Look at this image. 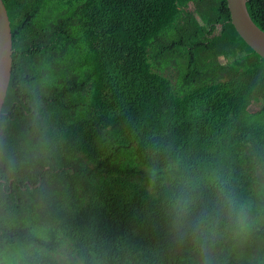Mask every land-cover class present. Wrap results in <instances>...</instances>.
I'll use <instances>...</instances> for the list:
<instances>
[{"label":"trees","instance_id":"obj_1","mask_svg":"<svg viewBox=\"0 0 264 264\" xmlns=\"http://www.w3.org/2000/svg\"><path fill=\"white\" fill-rule=\"evenodd\" d=\"M247 1L264 32V0ZM2 2L0 250H24L20 264H264V59L227 0ZM173 56L188 67L177 80L160 63ZM221 188L247 209L242 233ZM181 190L193 203L178 226Z\"/></svg>","mask_w":264,"mask_h":264},{"label":"water","instance_id":"obj_2","mask_svg":"<svg viewBox=\"0 0 264 264\" xmlns=\"http://www.w3.org/2000/svg\"><path fill=\"white\" fill-rule=\"evenodd\" d=\"M247 0H227L231 21L237 34L264 59V32L251 20ZM13 67V39L6 6L0 0V114L10 85Z\"/></svg>","mask_w":264,"mask_h":264},{"label":"clouds","instance_id":"obj_3","mask_svg":"<svg viewBox=\"0 0 264 264\" xmlns=\"http://www.w3.org/2000/svg\"><path fill=\"white\" fill-rule=\"evenodd\" d=\"M186 70L188 72V67H186ZM219 199L220 210L224 218L233 222L238 232H244L249 227L246 207L240 204L231 192L223 188L219 189ZM192 203L193 199L190 192L184 190L178 192L173 203V212L178 226L182 225L183 218L188 214ZM202 238L204 242H207L209 239L201 233L195 236L194 243H201ZM25 255L26 253L22 249L14 253H10L7 248L2 249L0 250V264H20V260L24 259Z\"/></svg>","mask_w":264,"mask_h":264},{"label":"rangeland","instance_id":"obj_4","mask_svg":"<svg viewBox=\"0 0 264 264\" xmlns=\"http://www.w3.org/2000/svg\"><path fill=\"white\" fill-rule=\"evenodd\" d=\"M192 6H194V5H192ZM181 60L182 59H180L179 56H173V58L168 60V61H166V59H163L160 63L164 66V68H163L164 73H162L164 75V77H169L170 79H173V80H177L178 78L183 77L184 72L186 70V67H185V65H183V62ZM163 62L166 64H164ZM184 64H185V62H184ZM257 108H258V105L252 103L248 107V110L251 111V110H255ZM63 251L65 253H68L67 249H65V248ZM67 263H69V262H67Z\"/></svg>","mask_w":264,"mask_h":264}]
</instances>
